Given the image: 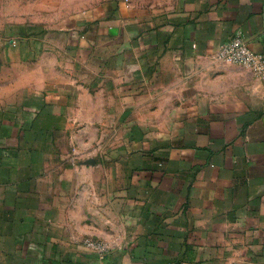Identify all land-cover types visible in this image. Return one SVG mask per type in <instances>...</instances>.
<instances>
[{"label":"crops","instance_id":"obj_1","mask_svg":"<svg viewBox=\"0 0 264 264\" xmlns=\"http://www.w3.org/2000/svg\"><path fill=\"white\" fill-rule=\"evenodd\" d=\"M16 6L0 264H264V78L217 60L235 35L264 56V0H99L37 38Z\"/></svg>","mask_w":264,"mask_h":264},{"label":"rangeland","instance_id":"obj_2","mask_svg":"<svg viewBox=\"0 0 264 264\" xmlns=\"http://www.w3.org/2000/svg\"><path fill=\"white\" fill-rule=\"evenodd\" d=\"M18 6H16L15 16L20 19L27 12L30 14L31 26L28 31L25 29L26 34H30L31 37H38L41 32L51 33H63V25H55V22L64 21L69 18L75 9L79 13L85 11L91 5H95L99 0H17ZM46 21V25L39 26L40 21ZM35 51L39 48L38 42L31 44ZM56 46L54 39L50 41L46 48L53 49Z\"/></svg>","mask_w":264,"mask_h":264},{"label":"built area","instance_id":"obj_3","mask_svg":"<svg viewBox=\"0 0 264 264\" xmlns=\"http://www.w3.org/2000/svg\"><path fill=\"white\" fill-rule=\"evenodd\" d=\"M217 60L227 64H235L256 70L264 78V56L254 53L241 35H235L223 44L217 54ZM90 246L103 254L105 246L90 243Z\"/></svg>","mask_w":264,"mask_h":264}]
</instances>
